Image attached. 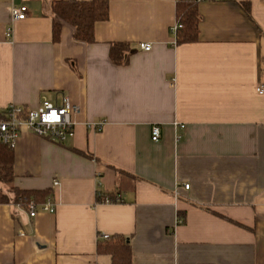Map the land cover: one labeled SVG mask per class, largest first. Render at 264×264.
Here are the masks:
<instances>
[{
    "label": "crops",
    "instance_id": "0c3cea01",
    "mask_svg": "<svg viewBox=\"0 0 264 264\" xmlns=\"http://www.w3.org/2000/svg\"><path fill=\"white\" fill-rule=\"evenodd\" d=\"M54 1L0 0V112L63 96L78 110L63 142L20 133L14 185L53 190L55 212L0 204V264H112L103 235L126 237L132 264H264V0L200 3L182 45L177 0H110L90 45L66 23L54 42Z\"/></svg>",
    "mask_w": 264,
    "mask_h": 264
},
{
    "label": "trees",
    "instance_id": "16d2710c",
    "mask_svg": "<svg viewBox=\"0 0 264 264\" xmlns=\"http://www.w3.org/2000/svg\"><path fill=\"white\" fill-rule=\"evenodd\" d=\"M210 0H177L176 23L184 28L177 31L176 44L193 43L198 40L199 24L202 16L199 12V4ZM244 9L250 14L248 4ZM53 40L58 43L61 40L63 23L74 28V39L78 42L90 45L96 42L95 27L98 23L107 22L110 19V0H57L52 4ZM131 54V46L128 43H113L110 49V59L116 66L128 64ZM73 65V64H72ZM72 68L76 69L74 66ZM5 118V113L0 112V119ZM78 153L89 158L93 156L82 152ZM15 150L13 147L0 141V204L20 205L28 209L31 204L41 205L49 200H54L53 190L26 191L14 185L15 174ZM7 187V192L1 190ZM110 196L99 195L98 202H104ZM183 223V222H182ZM99 255L111 257L112 264H132V248L128 239L124 236L114 235L108 239L100 238L97 247Z\"/></svg>",
    "mask_w": 264,
    "mask_h": 264
},
{
    "label": "built area",
    "instance_id": "2783aa9c",
    "mask_svg": "<svg viewBox=\"0 0 264 264\" xmlns=\"http://www.w3.org/2000/svg\"><path fill=\"white\" fill-rule=\"evenodd\" d=\"M27 14L28 9L26 6L15 8L12 12V21L25 20ZM183 28L182 25L176 24L172 28V32L176 36L177 31ZM139 48L148 52L152 49V45L141 43L139 44ZM256 92L259 95H264V84L258 85ZM77 111L76 106L71 103L68 96H63L60 104L43 99L39 106L33 109H25L14 104L10 105L4 111L5 118L0 119V141L14 148L20 133L23 130H28L37 136L53 142H63L68 137L74 135V116ZM104 125L105 121L101 120L96 124H90L89 127L100 132L104 128ZM184 127L183 125L181 126V128ZM151 134L152 140L159 142L161 139V128L157 125L153 126ZM54 185L57 186L58 183ZM185 188L189 189V185H186ZM104 202H111V199L106 197ZM28 211L31 218L36 217L39 213L53 214L55 212L54 202L49 200L47 203L41 205L31 204ZM102 238L108 239L109 236L103 235Z\"/></svg>",
    "mask_w": 264,
    "mask_h": 264
},
{
    "label": "rangeland",
    "instance_id": "374dc122",
    "mask_svg": "<svg viewBox=\"0 0 264 264\" xmlns=\"http://www.w3.org/2000/svg\"><path fill=\"white\" fill-rule=\"evenodd\" d=\"M1 190L7 192V187H2Z\"/></svg>",
    "mask_w": 264,
    "mask_h": 264
}]
</instances>
